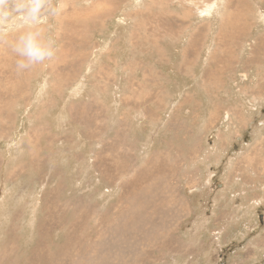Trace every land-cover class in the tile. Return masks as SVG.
Listing matches in <instances>:
<instances>
[{"label":"rangeland","instance_id":"obj_1","mask_svg":"<svg viewBox=\"0 0 264 264\" xmlns=\"http://www.w3.org/2000/svg\"><path fill=\"white\" fill-rule=\"evenodd\" d=\"M0 264H264V0L0 24Z\"/></svg>","mask_w":264,"mask_h":264},{"label":"clouds","instance_id":"obj_2","mask_svg":"<svg viewBox=\"0 0 264 264\" xmlns=\"http://www.w3.org/2000/svg\"><path fill=\"white\" fill-rule=\"evenodd\" d=\"M63 4H58L57 11H63ZM28 9L25 11V9ZM40 8V0H27L26 3L21 0H0V24H5L15 13L26 23L34 21ZM24 51L30 62L34 64H43L45 61H52L57 54V47L42 44L35 38V34H29L24 40ZM27 65L18 63L19 68H25Z\"/></svg>","mask_w":264,"mask_h":264},{"label":"bare ground","instance_id":"obj_3","mask_svg":"<svg viewBox=\"0 0 264 264\" xmlns=\"http://www.w3.org/2000/svg\"><path fill=\"white\" fill-rule=\"evenodd\" d=\"M8 42V41H7ZM24 42V41H23ZM8 45V44H7ZM1 47H3V46H1ZM13 47V46H12ZM8 49V48H7ZM16 49V48H15ZM24 49V48H23ZM17 50V49H16ZM4 51V50H3ZM29 72H30V70H29ZM28 80V79H27ZM20 84H21V81H20ZM12 99V98H11Z\"/></svg>","mask_w":264,"mask_h":264}]
</instances>
